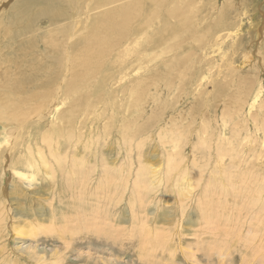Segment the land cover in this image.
<instances>
[{"label":"bare ground","instance_id":"bare-ground-1","mask_svg":"<svg viewBox=\"0 0 264 264\" xmlns=\"http://www.w3.org/2000/svg\"><path fill=\"white\" fill-rule=\"evenodd\" d=\"M5 1L0 0V66L15 64L21 57L27 64L21 83H17L13 92L0 101V120L9 126V136L12 137L11 145L0 154L6 153L3 159L0 156L2 176L9 172L10 176L18 178V188L36 190L40 180L50 178L55 182V176L61 175L69 195H94L102 203H105L102 198H106V194H120L129 188L135 196V203L143 206V201H148L152 193L172 187L179 196L187 198L190 194L189 198L204 205L207 210V215L202 216L206 222L204 229L212 231L215 237V232L224 226L221 216L227 208L233 213L240 211L241 207L237 208L238 204H231L229 200V197H235V200L248 203V206L245 203L251 219L248 224L252 225L249 230L257 234L264 232V184L260 183L261 179L264 180L263 152L249 169L247 165L250 162L240 161L241 153L232 145L239 142V134L232 133L231 141L222 134V130L217 153L212 155L213 165H209L206 181L212 188L211 194L219 200L204 199L201 192L193 190L199 182L197 177L204 173V166L196 159V150L210 142L204 136L209 133L210 125L204 123L201 134H197V143L188 142L187 126L199 120L198 112L206 104L204 95L207 93L196 96L192 92L204 85L202 77L206 75L202 69L192 71L195 51L187 43L204 44L220 37V31L233 24L229 11L236 6V0H225L220 6L219 0H208L202 6L198 4L200 0H13L14 4L10 5ZM203 10H208L210 17L207 18ZM206 19L207 25L199 29L198 25ZM255 26L253 24L252 28ZM255 28L253 32L259 41V50L264 52V25ZM157 60L160 67L154 70L149 64ZM145 66H149L147 72H152L147 77L138 72L145 71ZM132 71L139 75L131 77ZM248 80L244 76L237 82L233 81L236 89L232 92L231 81H213L214 91L207 95L214 102V110L224 113L244 111L243 105L253 88ZM199 81L202 83L198 84ZM115 84L118 85L114 87ZM173 90H178L179 100L172 98L165 101V105L179 102L184 108L179 106L176 111L174 105L170 107L173 113L159 133L164 163L158 168L148 163L143 144L150 127L163 124V111L153 109L146 114L142 105L149 97L153 102L162 100L161 94L165 98ZM119 96L121 98L117 102ZM213 108L204 117L211 118ZM133 111L137 112L136 116H132ZM54 113L58 117L50 121ZM186 118L190 123L183 125L181 122ZM252 118H255L256 126H264L263 118L257 119L256 115ZM229 122L231 119L225 118L226 126ZM232 126L245 127L239 121ZM174 127L179 130L174 131ZM247 130L250 132V127ZM7 133L5 131L3 135ZM114 138L120 140L117 143L122 151L112 158L107 152L115 151L116 142L107 141ZM228 145H232L231 149ZM245 153L252 154L251 151ZM226 155L232 161L230 164L223 163ZM229 170L239 174L235 177L229 174ZM241 177L242 184L232 180ZM245 184L252 186L245 187ZM250 192L261 197L248 195ZM6 208L1 204L0 210ZM143 209L138 212L133 209L140 223L144 220L139 214L144 212ZM240 213L233 216L232 227L243 219ZM10 214L9 209L7 215ZM5 215L0 212V232ZM243 222L246 223L245 220ZM144 223L142 235L149 241V235L157 229L147 228L146 223L144 227ZM223 231L232 234L228 229ZM14 235L22 238L19 234ZM166 235L169 236L168 233ZM262 237L263 234L258 241ZM239 238L245 242L248 239L245 235ZM242 246H238L241 254L244 253ZM262 249L263 244L255 248L247 246L246 250L247 254L259 255L257 258L260 260L256 258V261L264 264ZM33 252L39 255L37 250ZM195 261L198 260L195 258Z\"/></svg>","mask_w":264,"mask_h":264},{"label":"rangeland","instance_id":"rangeland-1","mask_svg":"<svg viewBox=\"0 0 264 264\" xmlns=\"http://www.w3.org/2000/svg\"><path fill=\"white\" fill-rule=\"evenodd\" d=\"M207 1L200 0L198 4L202 6ZM223 1L225 0H219V6L223 4ZM5 3L10 5L11 3L14 4V1L7 0ZM235 4L236 6L229 11L233 24L227 29L220 31V37H216L217 39L215 38L214 41H208L204 44L192 41L187 43L190 48L194 47L195 51L192 71L194 69L198 72L197 70L202 69L206 75V77H202L204 85L199 87L196 92L192 91L196 93V96L203 92L207 94L213 93V81H231L230 92L236 89V83L232 82H237L240 77L247 76L248 81H251L253 85V88L250 90V98L243 105L245 110L240 113L236 111H229L227 113L215 111L212 107L214 102L212 103L209 95L205 94L206 104L198 112L199 120L192 123L189 127L187 126L189 131L188 138L190 139V141H187L192 144L193 142L197 143L199 139L197 134H201L204 123H209L210 125L209 133L204 135L210 142L206 145H200V148L196 150V159L201 162L200 165L204 166V173L201 174V177H197L199 182L196 183V187L193 189L195 192H201L202 197H205L204 199L207 200H219L218 197L211 194L212 188L206 181L210 171L209 165H213L212 157L215 152L217 153L220 141L218 139L220 138L219 136L224 134L226 138L228 137L232 141V135L239 134V137H237L241 143L240 147L237 146L239 144L237 141L232 145L236 147H234L235 150L241 153L240 161L245 160L250 162L247 165L249 169H252V162H257V158L261 157L262 154L261 158H264V126H260L259 128L255 124V118H252L256 115L257 119H264V52L259 50V41L256 40V35L253 32L255 27L259 28L264 25V0H236ZM203 13H206L205 16L207 18L210 17L208 10H203ZM253 24H256V26L252 28ZM205 25H207V19L201 22L198 27L202 29ZM0 46L2 45L0 44ZM250 57H252V60ZM28 58L30 57L28 56ZM26 64L27 62L21 57L15 64L4 63L0 66V101L7 98L13 92V87L17 83H21V78L25 76ZM149 65L156 70L159 69L160 62L158 60L153 61ZM146 67H144L145 71L144 69L138 71L144 74L145 77L149 73H152L151 71L147 72L149 66ZM138 72L132 71L131 77L139 75ZM200 83L202 82L199 81L198 84ZM117 85L115 84L114 87ZM259 92H261V95ZM161 96L162 100L155 102L151 101L152 97H149L142 105L146 114L153 109L163 111L161 116L163 124L155 125L153 128L150 127L143 144V150L146 152L145 156L149 158L148 163L158 168L163 166L164 163V158L161 156L163 148L160 144L159 133L166 127V121L173 113V109L170 107L174 105L176 111L180 107L184 108L182 104L180 106L179 102L176 105H165V101L172 100V98L179 100L178 90L169 91L167 96L165 95V98L162 94ZM119 98L121 96L117 97V102H119ZM256 98L258 99L255 101ZM189 99L187 98V100ZM212 108L211 118L204 117ZM224 114H226V117H224ZM136 115L137 112L133 111L132 116ZM57 117L58 114L54 113L49 119L50 121H55ZM228 117L231 119V122L226 126L224 120ZM238 121L245 127L237 128L232 126ZM181 123L186 125L190 123V120L186 118ZM249 127L251 129L250 132L247 130ZM8 129L9 126H5L3 121L0 120V132H2L0 136V154L1 152L4 153L9 145H11L12 137L9 136ZM173 130L177 131L179 129L174 127ZM233 130H236V132H232ZM5 131L8 133L3 135ZM182 132L186 135L185 130L182 129ZM6 138L7 140H5ZM244 139L246 140L243 141ZM118 141L120 140L117 139L116 141V138L107 141V143L116 142L114 144L115 151L113 153L107 152L109 157L114 158L119 155V151H122L120 145L117 143ZM257 142H259L258 145H256ZM232 145H228V149H231ZM253 149L256 151L253 152ZM250 151L253 156H251L252 154L247 155L245 153H250ZM5 154L0 155L2 159ZM231 162L228 155L224 156V164H230ZM257 171L259 172V169ZM0 174V207L1 204L7 207L6 210H0V212L6 213L1 220L0 264H239L240 261L241 264H260L261 262L256 261L257 259L260 260V258H257L260 257L259 255H252L251 252L247 254L248 250L246 249L247 246L255 248L258 245H264V232L261 231V233L257 234L249 230V227L252 225L248 224L251 221L248 218L250 215L246 212L248 203L243 200L242 202L241 199L235 200V197H229L231 204H238L235 206L239 209L241 207L242 210L240 209V211L234 212V214L228 211L227 208L223 216H221L223 217L222 222L225 221L223 223L224 226L221 227V231L215 232L217 234L215 237L212 231L209 232L204 229L206 228V222L203 219L205 217L202 216L207 215L204 205L198 203L195 199L189 198L190 194L187 198L179 196L177 192L172 191V187H169L167 191L164 188L160 192L152 193L147 198L148 201H143L144 206L143 204L137 205L139 202L135 203V196L131 194L132 191L129 188L123 189L120 191V194H106V198H102L105 203H102L94 195H83L82 197L76 194L69 195L65 189L64 179L61 175L60 177L55 176V182H52L50 178H46V181L44 179L40 180L41 183L38 182V189L31 188L30 190L27 187H25L26 189L18 188L19 184L16 182L18 178L10 176L9 172L6 175L4 174V176H2V173ZM222 174L224 175V173ZM229 174L236 177L239 173L229 170ZM232 180L234 183L242 184L243 177L241 179L233 178ZM260 183L261 185L264 184V180L261 179ZM246 186L252 185L245 184ZM254 186L256 187V184ZM250 193L248 195L261 197L260 194ZM12 204L14 205L12 206ZM142 208H145L143 209L144 212H139V214L144 220L140 223L133 209L138 212ZM222 208L224 209V207ZM9 209L10 216L7 215ZM239 213L243 219L237 222V226L232 227L230 224L233 223V216L236 217ZM244 220L246 223L243 222ZM144 222L147 228L152 230V228L156 227L157 229L149 235V241L142 235ZM138 223L140 224L138 225ZM225 229H228L232 234L228 235V233H224L223 230ZM14 234H19L23 239L16 237ZM261 234H263L262 241H258ZM244 235L248 238L246 242L244 239L239 238ZM247 241L250 242L248 243ZM147 242L151 244H147ZM235 242H237V245ZM244 244L246 246L243 247L242 245ZM238 246L243 247L241 251L244 250V253H240V247ZM236 249H239V252ZM33 250H37L39 255H36ZM211 250L212 252H210ZM223 250L224 252H222ZM193 254L195 255L194 257ZM241 255L242 257H240ZM195 258L198 261H195Z\"/></svg>","mask_w":264,"mask_h":264}]
</instances>
